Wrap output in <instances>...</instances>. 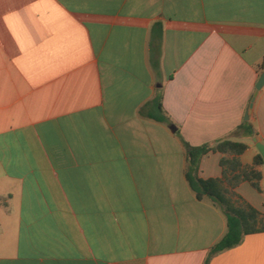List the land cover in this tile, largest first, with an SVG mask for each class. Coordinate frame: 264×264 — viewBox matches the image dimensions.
<instances>
[{
	"label": "crops",
	"instance_id": "1",
	"mask_svg": "<svg viewBox=\"0 0 264 264\" xmlns=\"http://www.w3.org/2000/svg\"><path fill=\"white\" fill-rule=\"evenodd\" d=\"M263 59L264 0H0V264H204L226 219L182 142L252 164ZM223 158L199 178L264 218V166L257 191ZM208 264H264V232Z\"/></svg>",
	"mask_w": 264,
	"mask_h": 264
},
{
	"label": "trees",
	"instance_id": "2",
	"mask_svg": "<svg viewBox=\"0 0 264 264\" xmlns=\"http://www.w3.org/2000/svg\"><path fill=\"white\" fill-rule=\"evenodd\" d=\"M260 69L264 70V59ZM157 108L160 110L159 99H156ZM154 120H161L153 117ZM246 123H244V126ZM256 133L251 131V137ZM184 149V157L186 167L184 170V177L188 183L189 188L194 193L196 200L202 201L208 199L222 211L226 219V232L224 236L214 244L204 261L208 264L210 258L222 251L229 250L236 247L242 241L244 236L264 232V218L261 214L252 208L247 203L239 200L234 201L232 194L224 185L222 179H207L203 180L198 176L199 163L202 157L209 153H220L225 156H232V160L223 158L220 162L225 176L229 170L231 172H238L233 177V181L238 183L240 181H247L252 188L259 191V182L262 178V173L258 168L263 166V159L258 153L251 165H242L238 157L246 150V145L232 142L229 140H222L212 144H204L198 147L190 146L186 142H182Z\"/></svg>",
	"mask_w": 264,
	"mask_h": 264
},
{
	"label": "water",
	"instance_id": "3",
	"mask_svg": "<svg viewBox=\"0 0 264 264\" xmlns=\"http://www.w3.org/2000/svg\"><path fill=\"white\" fill-rule=\"evenodd\" d=\"M263 86H264V70L261 72V74H260V76H259V78H258V80H257V82L255 84V91H256V93L258 91H260ZM253 101H254V98L251 100V103L249 105V110L245 113V116H244V120L245 121L248 119V115H249L250 110L252 108ZM252 142L254 143L256 150L258 151V153L262 157V159H263V166H264V145L261 144V143H259V142H257L255 138L252 139Z\"/></svg>",
	"mask_w": 264,
	"mask_h": 264
}]
</instances>
